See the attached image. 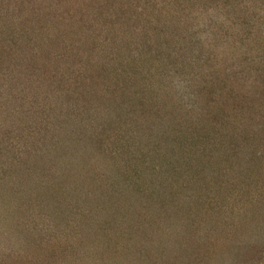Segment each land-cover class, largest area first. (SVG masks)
I'll use <instances>...</instances> for the list:
<instances>
[{"label": "trees", "instance_id": "obj_1", "mask_svg": "<svg viewBox=\"0 0 264 264\" xmlns=\"http://www.w3.org/2000/svg\"><path fill=\"white\" fill-rule=\"evenodd\" d=\"M262 241L264 0H0V264Z\"/></svg>", "mask_w": 264, "mask_h": 264}, {"label": "rangeland", "instance_id": "obj_2", "mask_svg": "<svg viewBox=\"0 0 264 264\" xmlns=\"http://www.w3.org/2000/svg\"><path fill=\"white\" fill-rule=\"evenodd\" d=\"M221 248L218 249L217 253L215 254V251H214V255H213V259L210 261L211 264H217L216 261H219L221 259H224V255H223V252L224 253H227L226 251L228 250L227 247L224 245H219ZM256 258L254 259V262L253 264L255 263V260H256V263L255 264H264V241H262V245L257 248V251H256ZM238 257V253L233 251L232 254L230 255V258H237ZM244 259H246L245 257H243ZM209 262V260H207L204 264H207Z\"/></svg>", "mask_w": 264, "mask_h": 264}]
</instances>
